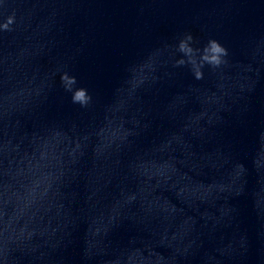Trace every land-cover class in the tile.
Segmentation results:
<instances>
[{"label":"clouds","instance_id":"obj_1","mask_svg":"<svg viewBox=\"0 0 264 264\" xmlns=\"http://www.w3.org/2000/svg\"><path fill=\"white\" fill-rule=\"evenodd\" d=\"M8 0L0 2V35L3 33H11L15 31L16 14L15 11L7 15H3V6L7 4ZM175 44H164L162 47L170 49L172 55L165 59L162 63H157L151 60H145L137 63L132 62L125 68L127 73L126 79L116 89V93L128 92L130 95L141 89L152 90L165 77L171 78L174 73L170 69L187 67L193 74L194 79L203 80L205 76V69L214 71L220 69L223 65L231 60L230 50L221 44L215 38H209L201 45L200 41L193 36L190 31L178 34L175 37ZM178 54V55H177ZM59 71V84L65 93L71 95L73 104L79 105L81 109L90 110L93 107V96L89 93L87 88L79 85L78 79L75 75H70L66 66H62ZM264 69H258L254 73V83L252 88L247 93L244 103L239 105L235 111L236 119L244 124L245 114L250 110L248 104L249 94L255 91L256 85L261 77ZM55 87V81L49 86L48 93L44 94L39 100L38 106H43L49 97V94ZM28 115L33 116L34 112L25 110L19 114L13 113L9 119L21 128L19 116ZM143 129L147 130L150 127V122L145 120L143 122ZM141 125L138 123L137 128ZM131 142H129L130 144ZM11 145L19 144L20 149L17 150V159L14 161L19 173L24 177L18 186V192L14 198L6 197L0 194V264H22V257H32L31 264H44L47 256L51 255V251H44L35 244V241L41 238L39 229L34 225V217L36 215L37 206L40 202L47 198L51 188L55 184L43 188L35 177L27 170L26 159L24 153L28 157H35L39 155V150L35 146L24 147L22 139H13L10 141ZM79 155L82 158L84 155L83 147L79 149ZM69 154L75 157L76 153L69 150ZM10 155V153H9ZM78 163V161H77ZM8 167V159L0 152V173ZM240 167L244 173L247 172L245 165ZM67 179V183L65 180ZM3 176L0 175V182ZM74 181L70 177H60L59 190L65 192L66 189L71 188ZM71 195L70 192L67 193ZM236 215H239V209L235 210ZM260 231L258 236L264 239V217L259 219ZM71 244V239L68 238L62 242V249H67ZM249 236L246 231L241 233L240 247L244 252L248 250ZM159 247H164L163 244ZM119 264H169V258L157 251V248L143 247L139 248L134 242L132 246L125 251V253L118 258ZM85 264H89L91 260L90 254H83ZM179 254H177L174 264H178ZM57 264H61L58 260Z\"/></svg>","mask_w":264,"mask_h":264}]
</instances>
